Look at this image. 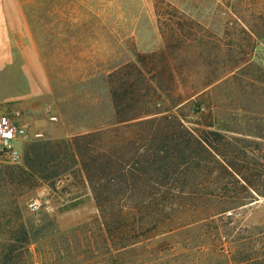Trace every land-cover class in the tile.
Returning a JSON list of instances; mask_svg holds the SVG:
<instances>
[{"label": "rangeland", "instance_id": "1", "mask_svg": "<svg viewBox=\"0 0 264 264\" xmlns=\"http://www.w3.org/2000/svg\"><path fill=\"white\" fill-rule=\"evenodd\" d=\"M0 114V264H262L264 0H0Z\"/></svg>", "mask_w": 264, "mask_h": 264}, {"label": "built area", "instance_id": "2", "mask_svg": "<svg viewBox=\"0 0 264 264\" xmlns=\"http://www.w3.org/2000/svg\"><path fill=\"white\" fill-rule=\"evenodd\" d=\"M50 119L56 120L57 116L51 115ZM31 137L32 133L25 123L0 114V158L13 164L22 162L24 153L21 145Z\"/></svg>", "mask_w": 264, "mask_h": 264}, {"label": "trees", "instance_id": "3", "mask_svg": "<svg viewBox=\"0 0 264 264\" xmlns=\"http://www.w3.org/2000/svg\"><path fill=\"white\" fill-rule=\"evenodd\" d=\"M238 173V172H237ZM247 190H249V192L251 193V196H253V197H255L256 195L255 194H258V195H263L264 196V188L263 189H260L259 187H257L256 185H253L250 181H248V187H246V185L244 186ZM252 192H254V193H252ZM22 232L23 233H25V240L23 241L25 244H28V245H30L31 244V239H29V231L28 230H26L24 227H22ZM214 236H215V238L216 239H218L219 241H221L222 242V237H223V235H222V231H221V228L220 227H217L216 228V231H215V233H214ZM254 236L256 237H258L256 240V242H257V245H260V247H263L264 248V229H261L259 232H256L255 234H254ZM13 239V238H12ZM16 240V239H15ZM19 240V239H18ZM261 240V241H260ZM24 244V245H25ZM24 245H22L21 247H19V248H23L24 247ZM126 247V245H122L121 247H120V249L122 248L123 250H124V248ZM216 247H218V245H216ZM17 249L18 248H16V245L15 244H13V243H11V244H9V247L7 248V250L6 251H1L0 253H1V256H3V255H6L5 256V258L6 259H12L13 257H14V255L13 254H15V252L17 251ZM120 249H117V251L118 250H120ZM203 251H205V250H201V252H203ZM119 252H121V251H118V252H116V253H113V254H110V256L108 257L109 258V260H111V264H116V259H117V257L119 256ZM258 260H260V262L262 263V264H264V257L263 258H258ZM229 264H232L231 263V261H229Z\"/></svg>", "mask_w": 264, "mask_h": 264}]
</instances>
